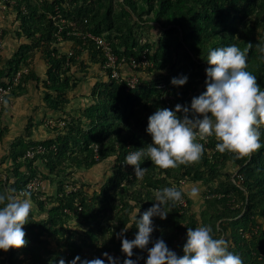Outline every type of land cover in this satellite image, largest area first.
<instances>
[{"label": "trees", "instance_id": "trees-1", "mask_svg": "<svg viewBox=\"0 0 264 264\" xmlns=\"http://www.w3.org/2000/svg\"><path fill=\"white\" fill-rule=\"evenodd\" d=\"M71 1L56 0L51 3L45 0H13L15 3L8 4L7 8L14 15L15 30H0V36L11 35L12 40L19 42L20 54L24 49L30 52L38 50L43 56L47 66L43 81L40 82L35 76L30 81L42 83L47 92L45 104L48 110L61 114L65 113V94L76 90L81 83L69 76L71 66L76 65V57L69 59L66 55H60L55 47L62 43L81 45L90 53L94 51L103 64L105 57L103 59L101 51L97 50L91 40L83 41L82 36L89 32H93L95 36L106 33L107 38L111 39L112 27L116 24L114 11L106 4L107 0H96L94 3H89L88 0ZM94 5H97L95 10L91 8ZM44 7L50 8L54 15L55 8L60 7L66 19H70V12H73L72 21L76 26L68 25L65 30L59 31L53 19L45 13ZM105 7L107 9L102 11ZM121 8L127 13L122 17L127 26L131 21L136 24L142 21L165 28L173 26V31H182L181 43L204 65L205 81V70L209 67L206 63L209 49L236 44L241 50H245L247 70L256 76L257 82L264 88V53L260 52V46H264V0H123ZM255 10H262L259 14L263 17V22L260 23L263 25L256 32L246 24ZM145 14L147 18L143 19ZM119 18L116 17V20ZM98 20L102 24L97 25ZM116 30V33L123 34L121 27ZM134 47H126L121 52L116 45H112L120 58L135 57L140 60L145 56L148 63L149 59L155 61L157 69L165 67L158 52L152 56L149 47ZM169 52L170 47H160L161 54ZM18 53L9 61L3 62L0 59V86L11 87L17 84L13 82V78L27 58ZM77 54L80 53L77 51ZM162 81L157 79L152 82L151 87L137 86L135 89H129L125 80H111L108 84L97 85L93 89V105L82 117L89 122L87 130L83 131L75 123H71L65 127V134L57 139L40 142L29 137L10 148L6 157L0 160V193H8L14 189L11 194L23 198L21 194L28 192L32 204L38 206V209L35 213L31 211L29 221L23 228L27 245L19 250L10 249L7 253L0 251V264H59L61 259L68 264L76 256L82 259H104L105 252L122 261L125 257L121 252L119 234L126 224H133V213L138 214L140 210L142 214L152 207L154 195L150 189L155 171L161 173L166 182L193 178L198 181L206 170L211 171L210 178L217 177L218 163H209L204 150L198 160H201V164L195 161L179 165L175 169L177 174L173 173L172 168L160 169L150 160H143L141 165L147 169L145 176L151 179L144 189H135L137 179L132 166L125 164L126 155L151 143V137L146 133L151 114L158 108L174 110L175 105L179 104L178 100L167 106L160 99L163 93L156 86ZM9 97L8 94L0 110V124L8 109ZM261 133V143L264 144V126H261ZM93 144L97 145V152ZM29 153L33 157H28ZM222 157L223 162L236 166L238 176L236 183H225L224 190L213 192V195L221 197L207 202L205 217L208 223L205 225L212 228L214 238L224 237L229 250L238 254L243 264H264V147L241 159L228 152ZM110 160L115 162L114 170L117 174L102 188L100 197H93V202L83 198L69 172L91 170ZM36 163H40L41 167H36ZM41 176L62 180L64 184L58 187L53 197L28 190V186ZM237 204L242 205L233 210L232 207ZM165 207L167 219H153L156 229L153 239H164L171 250L182 256L188 227L204 225L190 214L189 208L180 207L178 203L173 207ZM42 214L46 215L44 219L39 218ZM73 220L84 226L88 225L90 234L101 233L103 224L110 223L114 226L113 236L108 242L98 246L94 254L88 253L85 246L77 242L68 244L61 236V230L55 231L58 223L63 225L64 222ZM137 231L133 225L125 234L126 238L134 239ZM45 234H50L51 239L57 242L56 252L44 246ZM138 257H143L140 264H144L147 252L134 249L133 259Z\"/></svg>", "mask_w": 264, "mask_h": 264}, {"label": "rangeland", "instance_id": "rangeland-1", "mask_svg": "<svg viewBox=\"0 0 264 264\" xmlns=\"http://www.w3.org/2000/svg\"><path fill=\"white\" fill-rule=\"evenodd\" d=\"M35 1V0H34ZM47 2L54 3L56 0H45ZM71 1V0H69ZM77 0H73L74 2ZM96 0H88L89 3H94ZM104 1V0H101ZM123 0H107L109 5L114 11L115 26L112 27L111 39H108L107 34L103 33L102 37L107 43L116 45L121 52L127 48L139 49L140 47H149L152 56L159 53V58L165 65L164 68H156L154 60L149 59L150 66L145 70L132 71L130 67L123 66L121 74L123 73V79L134 75L138 79V87L150 86L152 82L157 79L163 80L158 83L156 88L159 91V85L165 84L169 89V94L175 97L176 102L179 100V104L184 106H190L193 97L199 96L205 89L204 80V65L199 63L188 52L187 48L182 42V31H173L175 27L167 26L162 27L152 22H139V24L133 23L129 26L125 25L122 17L127 15L126 11L121 8ZM15 3V2H14ZM75 7V5H74ZM94 10L97 9V5L92 6ZM45 13L53 19L55 25L59 27V31L66 28V26H76L72 21L74 19V13H71L70 19H66L62 15V9L60 7L55 8V15L50 8H45ZM107 7L104 8L105 11ZM74 10V9H73ZM72 11V10H71ZM262 10H255L252 17L246 22L248 26H251L252 31H260L263 23V17L259 14ZM116 17H120L118 21ZM147 16H143L146 19ZM136 20V19H134ZM102 24L100 20L97 21V25ZM121 27L123 34L116 33V29ZM106 31L110 32L107 27ZM73 29V28H72ZM0 30L14 32L15 22L14 15L9 12L7 8L6 13L0 16ZM71 31V30H70ZM95 35L93 32H89ZM11 35L0 36V59L3 62L9 61L15 54H17L20 44L18 41L12 40ZM160 47H170V52L166 55L160 53ZM60 55H66L70 59L72 56L76 57V65L71 66L69 76H73L80 81L76 90H70L65 94L63 104L65 106V113H55L48 110L45 104L46 90L42 83H33L30 81L32 76H35L43 81L45 73L47 71L46 63L43 56L38 50L32 52L24 49L20 56L26 55L27 58L21 64L20 71L22 73L20 80L15 86H11L9 92L8 109L3 114L2 122L0 124V160H2L8 154L10 148L18 143H23L27 138H31L35 141L46 142L49 140L57 139V137L65 134V127L71 123H75L83 131L87 130L89 122L82 118L84 113L90 109L93 105V89L97 85H103L113 80L109 71L105 68V61L102 64L100 57L93 51L90 53L87 49L76 45L74 43H62L55 47ZM113 49V48H112ZM77 51L80 54H77ZM102 53V52H101ZM103 55V53L101 54ZM104 59V55L102 56ZM2 66L0 65V69ZM186 75L188 77V83L183 87H175L171 85L170 81L173 77H179ZM111 79V80H110ZM174 90V92H173ZM204 144L205 157L211 164L218 163L219 173L216 174V178H210V170H206L200 180L185 179L175 180L172 182H166L164 176L155 171L154 177L152 175V189L151 193L156 190L163 189L165 187L175 186L178 190L183 191V202L178 203L180 207L189 208L190 214H193L200 223L204 226L208 221L205 217V211L207 210V202L211 199L221 195H213L215 191L224 190L225 183H236L237 168L230 162L226 163L222 161V155L216 149V143L214 137H208L206 141H198ZM9 162V161H8ZM198 162V161H197ZM114 161H106L99 166L91 170H76L69 172V176L73 177L78 189L82 192L83 198L90 202H93V197H100L101 190L104 186L108 185L114 176L117 174L114 170ZM201 164V160L198 162ZM36 167L40 168L41 164L36 163ZM177 168V167H176ZM176 168L173 169V173L177 174ZM145 175L143 179L136 180L135 189H144L147 187L148 180ZM37 183V189L35 192L42 194L43 196L53 197L58 187L64 182L62 180H51L46 176H41ZM192 187L199 189V196L197 198H191L187 193ZM75 188V189H77ZM33 203V202H32ZM242 205V204H241ZM237 204L232 207L233 210L239 209L241 206ZM38 209V206L32 204V210L34 213ZM235 215L236 214L235 212ZM38 217V215H37ZM46 215H39V218L44 219ZM159 218V217H158ZM206 224V225H205ZM220 224V222L218 223ZM61 230L60 234L64 240L68 241V244H74L77 242L79 245L85 246V250L88 253H95L96 248L103 243L108 242L112 238V232L114 226L110 223H104L101 233L90 234V228L75 222H64L63 225L57 224V230ZM46 242L45 247H48L52 252H56L58 249L57 242L51 239L50 234H45ZM224 238V237H223ZM89 239H94L90 241ZM9 264V263H8Z\"/></svg>", "mask_w": 264, "mask_h": 264}, {"label": "clouds", "instance_id": "clouds-1", "mask_svg": "<svg viewBox=\"0 0 264 264\" xmlns=\"http://www.w3.org/2000/svg\"><path fill=\"white\" fill-rule=\"evenodd\" d=\"M251 46V44H249ZM264 53V46H260ZM205 91L193 97L190 106L175 105L174 110L158 108L148 117L146 133L151 143L129 152L125 164L132 166L137 180L143 179L147 169L141 162L150 160L160 169H174L198 161L204 152L208 137L217 141L220 153H232L241 159L264 147L261 143V126H264V88L248 71L245 50L236 44L210 48L207 54ZM171 85L179 88L188 83V77H173ZM11 191H15L14 189ZM0 193V251L22 249L27 245L24 225L32 210L30 193L21 197ZM199 196V189L192 187L187 193ZM153 205L142 214L133 213V224H126L120 235L122 261L103 253L104 259H86L76 256L68 264H140L143 257L133 259L134 249L147 252L144 264H243L241 257L230 251L224 238H214L210 226L188 227L183 255L178 256L164 239H153L156 230L153 219H167L166 205L173 207L183 202V191L175 186L156 190ZM138 231L134 239H127L128 229ZM151 244V247L149 245ZM59 264H65L61 259Z\"/></svg>", "mask_w": 264, "mask_h": 264}, {"label": "built area", "instance_id": "built-area-1", "mask_svg": "<svg viewBox=\"0 0 264 264\" xmlns=\"http://www.w3.org/2000/svg\"><path fill=\"white\" fill-rule=\"evenodd\" d=\"M13 0H0V16L5 13L7 10L8 4H13ZM83 41L91 40L97 50H100L104 57H105V68L109 71L111 78L114 81L121 82L125 80L129 89H135L138 84V79L131 75L126 79H123V73L121 74V70L123 66L130 67V71H140L145 70L147 67L150 66L146 57H142L140 60L136 59L135 57H131L129 59L120 58L118 54L114 52L111 45L107 43L102 37L95 36L92 34H86L82 36ZM123 71V70H122ZM21 71H19L13 78V82L17 83L21 78ZM159 89L162 91L161 100L167 105L170 106L172 101L175 100L174 96L169 94V89L165 84H161L158 86ZM11 87L0 86V110L2 109L3 104L5 103L6 97L8 96ZM97 152L98 147L96 144L92 145ZM28 157H33L32 153L28 154ZM37 189V183L34 181L28 186V190L34 191ZM71 190H73L71 188ZM183 206V205H182Z\"/></svg>", "mask_w": 264, "mask_h": 264}, {"label": "water", "instance_id": "water-1", "mask_svg": "<svg viewBox=\"0 0 264 264\" xmlns=\"http://www.w3.org/2000/svg\"><path fill=\"white\" fill-rule=\"evenodd\" d=\"M6 264H8V263H6Z\"/></svg>", "mask_w": 264, "mask_h": 264}]
</instances>
